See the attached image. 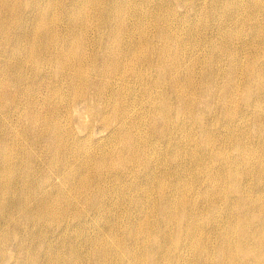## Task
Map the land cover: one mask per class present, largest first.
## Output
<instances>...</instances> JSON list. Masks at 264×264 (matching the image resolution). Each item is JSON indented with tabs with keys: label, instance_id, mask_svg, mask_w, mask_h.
<instances>
[{
	"label": "bare ground",
	"instance_id": "obj_1",
	"mask_svg": "<svg viewBox=\"0 0 264 264\" xmlns=\"http://www.w3.org/2000/svg\"><path fill=\"white\" fill-rule=\"evenodd\" d=\"M18 1L0 0V264H264V0Z\"/></svg>",
	"mask_w": 264,
	"mask_h": 264
},
{
	"label": "rangeland",
	"instance_id": "obj_2",
	"mask_svg": "<svg viewBox=\"0 0 264 264\" xmlns=\"http://www.w3.org/2000/svg\"><path fill=\"white\" fill-rule=\"evenodd\" d=\"M17 2H19L21 5H20V7H21V9H24V5H23V2L22 1H18V0H16ZM199 2L201 1V0H198ZM203 2L204 1H207V0H202ZM201 1V3H203ZM206 2H204L203 4H205ZM186 6V5H185ZM180 8H182V9H180ZM179 9H180V11H184V8L181 6ZM190 9H192V10H190ZM194 9V10H193ZM197 9H198V7H197ZM186 11H189V12H187V13H189V18H191V19H193V17L195 18V16H196V18H195V20H201V17H202V19H203V15L201 14V16H200V13H198V11L195 9V8H186L185 9V12ZM195 11H197V12H195ZM196 13V14H195ZM194 16H193V15ZM200 19H199V18ZM194 20V19H193ZM60 21V20H59ZM58 21V22H59ZM197 21V29L201 26V28H200V30L202 31V33H203V30H202V28H205L204 27V25H202L203 23H200V22H203V20L202 21ZM61 23H63V21H60ZM60 22L59 23H57V24H60ZM201 24V25H200ZM199 25V26H198ZM29 28H33V25L32 24H30V22L29 21H27L26 23H23V24H21L19 27H18V29L19 30H21V31H23L24 32V30H27L28 32H29V34H28V36L27 37H25V41H29L31 38H32V29H29ZM199 29H198V31H200ZM210 37H211V35H209ZM208 36V40H210V41H216L217 40V36H212L211 38ZM210 38V39H209ZM215 40H214V39ZM11 41V42H10ZM9 42H7L6 43V45L7 44H9L10 46H11V49L8 51V53L10 54V56H14V57H17L19 54H18V51H16V49L15 48H13V44L15 43V41H12V40H10ZM215 43V42H214ZM221 43V41L218 39V41H216V44L218 45V44H220ZM218 48V47H217ZM185 51H187V52H189V48L187 49V50H185ZM214 52H212V54H218V53H220V49L218 48V51L216 50V49H214L213 50ZM202 51H200L199 53L200 54H198V53H196L197 55L196 56H198L199 57V59L200 58H204L205 57V53H201ZM187 54H189V53H186L185 55L186 56H183L182 57V59H186V60H182V61H184V63L183 64H185L186 62H187V64H185V65H187V66H189V63H190V66H193L194 64V67H195V70H194V75L195 76H199V74H201L202 75V73H200L201 71H202V69L205 67H210V66H208V65H203V67L202 66H200V65H202V64H204V61L206 60V61H208L207 63L210 65V63H214L215 62V60H214V58L212 59V57H205L202 61L203 62H201V59L199 60V62L198 63H196L195 62V60L194 59H192V58H190L191 56L190 55H188L187 56ZM203 55V57H202V55ZM200 55H201V57H200ZM186 57V58H185ZM197 57V58H198ZM188 58H190V59H188ZM210 58V59H209ZM188 59V60H187ZM208 59V60H207ZM189 61H191V62H189ZM192 61H194L195 63L193 64L192 63ZM212 61V62H211ZM189 62V63H188ZM191 63H192V65H191ZM241 63H245V62H241ZM197 64V65H196ZM200 64V65H199ZM224 64V63H223ZM211 65H213V64H211ZM226 65H228V64H226ZM225 65V68L227 67ZM199 66V67H198ZM260 66H261V64H260ZM200 67H202V69L200 68ZM5 65H4V63L3 62H0V79L1 80H4L5 81V79L7 78L6 77V75L4 74V72H5ZM196 70H197V72H196ZM196 72V73H195ZM197 74V75H196ZM200 75V76H201ZM224 78H222V80H223ZM225 80V79H224ZM224 80H223V82H224ZM30 81V80H29ZM226 83H227V81H226ZM4 86L6 87V89H7V91H9V81L8 80H6L5 81V83H4ZM10 87L11 88H13L14 86L13 85H10ZM199 89V90H198ZM197 92L195 93L197 96L194 98V94H193V97L192 98H194V99H192V98H190V99H188L189 97H187V102L189 101V102H192V103H188V105H189V108L190 109H194V110H191V113L193 114V116H195V115H198L197 116V120H198V118H200V116H199V114L200 115H202V116H206L205 117V119L203 118V117H201V118H203L202 120H206V118L208 119V120H206V121H210L211 120V116L210 115H208V114H214V113H216L217 115H220L219 113H220V111H219V108L218 109H216V103H214L216 100H213L212 98H210V95L209 96H205L206 98H203L204 100H205V103L203 104V102H204V100H202V99H200L199 97L200 96H198V94H201V92H200V87H198L197 89ZM24 91V90H23ZM41 91H42V95H44V94H46L47 95V92L44 90V89H41ZM18 98V97H17ZM207 99V100H206ZM18 100H19V98H18ZM22 100V103H23V106L26 104V101H25V99L24 98H22L21 99ZM201 100V101H200ZM210 100V101H209ZM213 100V101H212ZM198 102V103H196L197 104V106H195L196 104H195V102ZM65 101H63L62 103H64ZM199 102H201V104L200 105H198L199 104ZM208 102L209 103H213L212 105H210V106H212V107H210L209 105H208ZM187 104V103H186ZM185 104V105H186ZM207 106H206V105ZM22 106V107H23ZM63 106H65V105H62V107ZM199 106V107H198ZM201 106H204L206 109L207 108H209L210 107V110L211 111H206V110H204V112H203V108L204 107H202V109H201ZM22 107H20V108H22ZM195 107H197V109L195 110ZM20 108H18L17 109V111H15V112H17V113H14V114H12V115H10V119H11V121H12V123H13V125L12 126H10L9 128L10 129H18V130H22L23 128H24V126H25V119H23L20 115H21V111H22V109L21 110H19ZM204 108V109H205ZM14 109V108H13ZM213 109H215V110H213ZM200 110V111H199ZM217 110V111H216ZM197 111V112H196ZM204 113V114H201L202 112ZM214 111V112H213ZM193 112H196V114H194ZM199 112V113H198ZM208 112H210V113H208ZM207 113V114H206ZM1 115L3 116L4 115V113L3 112H1ZM210 116V118H208ZM254 118V116H250V123L249 124H251L250 126H248V128H252L251 126L254 124L253 123V120H251V119H253ZM200 120V119H199ZM198 120V121H199ZM73 121V120H72ZM70 121V122H68V124H67V122H66V124L65 125H67V126H69V127H71L72 128V130H73V132L75 133H77V136H80V137H78V138H81L82 137V140L81 139H79V140H75V144H77V142L79 143V144H81V145H83L84 143H85V138L86 137H83V136H85L86 135V133H85V131L86 130H84V128H85V126L86 125H89V122L87 121V118L85 117H83V115L81 114V116L79 117V118H77V122L76 121ZM196 122V121H195ZM200 122H201V120H200ZM74 123V124H73ZM198 123V122H197ZM77 124H79L80 126H77ZM253 126H255V125H253ZM97 129H99V127L97 126L96 127V130ZM249 129H247L246 131L248 132V134H250V132L248 131ZM254 130V129H253ZM255 131V132H254ZM254 131H251V133H253L254 135H255V133H256V130H254ZM234 136H236V134H234ZM252 136V135H251ZM255 138H256V140L258 139V134L256 135V136H254ZM42 140H40V139H38V141H37V143L36 144H33V146H32V148H34V149H32L30 152H31V154H29L28 155V158L31 160V162L30 163H32V166L34 167V166H38V165H43L44 163H45V161L46 160H48L49 158H50V156H51V153L49 154V150L47 151V149H46V145L45 144H42V142L43 143H46V140L44 141L43 140V138H41ZM39 142V143H38ZM39 145V146H38ZM43 147H42V146ZM87 146H88V144H86ZM105 145H107V144H105ZM41 146V147H40ZM43 148V149H42ZM38 150V151H37ZM46 150V151H45ZM42 151H45V152H42ZM34 152V153H33ZM38 152V153H37ZM39 152H40V154H39ZM39 155V157H38V155ZM44 154V155H43ZM48 154V155H47ZM37 155V156H36ZM42 155V156H41ZM91 155L92 156H94V155H96V153L95 152H92L91 153ZM36 158H35V157ZM44 157H46V158H44ZM32 158V159H31ZM40 160H39V159ZM48 158V159H47ZM37 161H40V163L39 162H37ZM43 163V164H42ZM91 165V164H90ZM90 165L88 166V168H90ZM39 166V169L41 168ZM44 168V170H47L48 171V167L46 168V167H43ZM46 168V169H45ZM34 169H36L37 170V167H34ZM55 183L57 184L56 185V187L58 188V190L59 191H64V190H66L67 189V183H62L61 181H59L58 179L55 181ZM124 183V182H123ZM128 185V184H127ZM112 186H115V185H112V183L110 182L109 184H107V188H112ZM126 186V185H125ZM134 186H136V185H134ZM47 189H49V187H46V188H44L43 190H47ZM55 201L58 203V204H60L59 203V201H60V199L58 198V197H56L55 198ZM60 202H62V200L60 201ZM112 204H114V202H111ZM67 205V203H65V206ZM89 218H91V220H96V221H98V222H102V220H103V217H101V215L100 214H91L90 215V217ZM98 222H96V223H98Z\"/></svg>",
	"mask_w": 264,
	"mask_h": 264
}]
</instances>
